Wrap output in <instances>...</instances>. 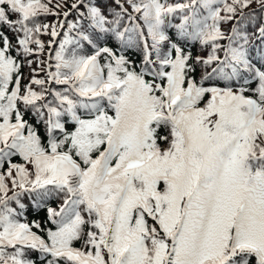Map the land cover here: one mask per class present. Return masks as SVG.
I'll return each mask as SVG.
<instances>
[{
    "label": "snow or ice",
    "instance_id": "6c2138e0",
    "mask_svg": "<svg viewBox=\"0 0 264 264\" xmlns=\"http://www.w3.org/2000/svg\"><path fill=\"white\" fill-rule=\"evenodd\" d=\"M0 264H264V0H0Z\"/></svg>",
    "mask_w": 264,
    "mask_h": 264
},
{
    "label": "trees",
    "instance_id": "16d2710c",
    "mask_svg": "<svg viewBox=\"0 0 264 264\" xmlns=\"http://www.w3.org/2000/svg\"><path fill=\"white\" fill-rule=\"evenodd\" d=\"M50 20L52 19V18H49ZM25 74H27V69H25ZM30 219L32 218L31 216L29 217Z\"/></svg>",
    "mask_w": 264,
    "mask_h": 264
}]
</instances>
